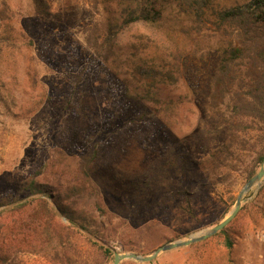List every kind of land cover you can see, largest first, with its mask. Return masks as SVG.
<instances>
[{
  "label": "rangeland",
  "instance_id": "rangeland-1",
  "mask_svg": "<svg viewBox=\"0 0 264 264\" xmlns=\"http://www.w3.org/2000/svg\"><path fill=\"white\" fill-rule=\"evenodd\" d=\"M161 1L163 20L124 30L113 61L101 65L86 38L93 24L115 16L116 0H0V199L17 197L16 206L23 204L18 186L30 178L55 189L74 186L79 160L95 153L91 188L70 209L102 224L105 236L97 244L115 254L148 257L212 229L234 209L248 181L238 170L213 185L210 171L193 164L212 148L198 101L218 51L213 33H199L175 0ZM210 1L218 10L252 0ZM136 66L172 73L159 85V107L123 98L124 92L142 95L116 83L137 85L131 74ZM140 179L153 183L135 192L131 183ZM263 186L264 180L243 195L224 234L162 252L148 263L120 264H264ZM182 193L192 198L189 209ZM67 226L56 217L53 235L65 234ZM59 240L45 245L47 251L21 253L18 264H52L62 251L73 264H113V256L103 259L83 231H74L69 251Z\"/></svg>",
  "mask_w": 264,
  "mask_h": 264
},
{
  "label": "trees",
  "instance_id": "trees-1",
  "mask_svg": "<svg viewBox=\"0 0 264 264\" xmlns=\"http://www.w3.org/2000/svg\"><path fill=\"white\" fill-rule=\"evenodd\" d=\"M175 2L179 12L192 18L199 33L203 30L213 33L218 51L214 72L198 101L202 112L201 126L205 135H212V148L202 162L193 164L210 171L212 179L209 181L213 185L238 170L243 172L245 180H249L259 171L264 160V0H252L244 5L218 10L211 9L210 0ZM38 6L46 8L42 3ZM114 8L115 16L103 25L93 24L86 38L94 61L101 65L113 61L117 39L124 30L136 24L156 25L163 20L165 11L161 0H116ZM131 74L137 85L118 79L116 83L122 84L125 91L128 87L133 91L141 89L142 95L132 96L119 86L125 94L123 98L133 104H148L154 106L153 109L159 107V85L166 80L171 81L172 73L136 66ZM96 166L95 153L83 156L78 163L74 186L55 189L30 178L18 186L19 192L25 194L21 206H16L19 203L17 197L10 201L0 199V264H18V256L24 252L47 251L44 246L58 238L62 247L69 251L74 231H83L92 238L95 241L92 247H98L103 259L114 256L115 253L97 244L105 236L103 225L70 209L71 202L84 198L85 192L91 188L90 179ZM149 183L153 181L145 183L140 179L131 184L135 192H139ZM185 195L182 193L179 197L184 196V206L189 209L192 198ZM31 206V209H23ZM58 216L68 223L63 235H53L54 220ZM225 216L226 213L215 226ZM225 230L218 234H224ZM226 246L230 247L228 241ZM54 257L52 264H73L74 261L65 251L61 254L56 252Z\"/></svg>",
  "mask_w": 264,
  "mask_h": 264
},
{
  "label": "water",
  "instance_id": "water-1",
  "mask_svg": "<svg viewBox=\"0 0 264 264\" xmlns=\"http://www.w3.org/2000/svg\"><path fill=\"white\" fill-rule=\"evenodd\" d=\"M264 180V160L263 163L259 169V171L247 181V183L244 185L243 189L239 192V195L237 197L235 207L234 209L228 214V216L221 221L218 225L214 226L212 229L203 231L199 234H196L194 236H191L188 240L186 241H177L174 243L166 244L158 249H156L151 256L148 257H141L139 255H136L134 253H129V254H114L113 256V264H120L123 261L127 260H132L135 262L139 263H148L156 258L160 253L170 251L176 248L180 247H186L191 244L203 241L210 236L215 235L216 233L220 232L223 230L238 214L240 207H241V202H242V197L243 195L249 191L253 186H258L262 181Z\"/></svg>",
  "mask_w": 264,
  "mask_h": 264
}]
</instances>
